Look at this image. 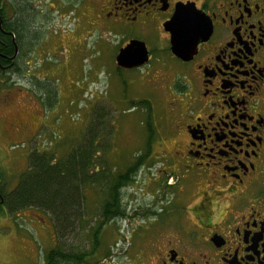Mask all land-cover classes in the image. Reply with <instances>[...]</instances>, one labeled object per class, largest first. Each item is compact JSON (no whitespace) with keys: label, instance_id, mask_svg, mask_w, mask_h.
<instances>
[{"label":"flooded vegetation","instance_id":"obj_1","mask_svg":"<svg viewBox=\"0 0 264 264\" xmlns=\"http://www.w3.org/2000/svg\"><path fill=\"white\" fill-rule=\"evenodd\" d=\"M46 6L77 16L80 8L87 11L88 26L121 39L117 52L132 40L142 42L148 61L132 68L136 72L153 70L167 54L181 77L171 132L134 162L155 169L166 194L161 206L145 213L133 207L125 223L130 206L120 185L123 211L107 220L126 224L128 237H121L128 254L121 264H264V0H0V74L7 80L22 75L24 43L32 32L36 38ZM179 28L187 29L186 60L171 51L172 31ZM6 127L0 152L7 156L35 136L26 134L32 127L21 117ZM14 194L0 173V223L18 245L17 264H63L52 221L39 218L53 232L52 246L40 255L28 238L9 234L13 222L37 220L21 213L28 208H15ZM180 199L185 208L171 211Z\"/></svg>","mask_w":264,"mask_h":264},{"label":"rangeland","instance_id":"obj_2","mask_svg":"<svg viewBox=\"0 0 264 264\" xmlns=\"http://www.w3.org/2000/svg\"><path fill=\"white\" fill-rule=\"evenodd\" d=\"M41 21L43 25L37 28L39 37L35 32L34 39L32 32V41L24 43L23 59L18 62L22 75L17 73L7 80V75L0 74V143L5 138L6 123L12 117L27 121L33 131L26 130V134L35 135L25 140V147L19 145L10 150L8 156L4 149L0 152V173L7 189L15 192L28 170L29 151L35 148V143L40 145L39 149L51 151L54 161H60L88 138L89 132L94 133V143L98 146L94 155L97 166L94 165L90 174L103 166L108 167L105 173L111 175L131 166L133 169L136 157L155 145L153 140L171 132L178 113L176 94L181 78L173 72L176 63L163 54L164 63H155L151 71L127 69L120 73L114 56L121 39L88 26L87 11L80 8L77 16L68 9L47 8ZM143 100L150 107L138 105ZM135 169L132 181L122 189V202L130 206L125 208L128 213L125 223L129 213L134 215L133 207L140 208V213H145L146 208H159L161 197L166 195L155 181L154 168L146 163ZM93 185L84 190L81 219L75 220L65 232L56 225L50 212L32 207L21 213L35 215L37 220L13 222L9 234L28 238L40 255L53 243L50 227H42L44 224L39 221L44 218L52 221L56 240L63 250L91 252L82 264H121L128 254L125 249L128 240L123 241L121 236L128 237V232L119 218L103 224L97 249L92 250L90 231L102 219L100 206L105 194L100 189H106L102 181L98 187ZM169 208L181 213L185 202L176 200ZM0 225V264H17L20 261L15 255L18 245L9 237L7 227L2 222ZM39 225L44 229L40 230Z\"/></svg>","mask_w":264,"mask_h":264},{"label":"trees","instance_id":"obj_3","mask_svg":"<svg viewBox=\"0 0 264 264\" xmlns=\"http://www.w3.org/2000/svg\"><path fill=\"white\" fill-rule=\"evenodd\" d=\"M9 49L11 47L6 48ZM140 104L146 108L150 107L147 100L138 102V105ZM132 105L134 106V103ZM87 134L88 138L80 142L77 147H73L71 152L60 161H54V154L51 151L39 148L30 150L28 170L22 175L11 199L16 204V209L38 207L47 210L52 214L56 225L65 232L75 220L81 219L83 207L81 212L80 206H84V190L94 187L93 184L98 187L99 181L105 182L106 189H100L105 194L100 206L102 219L97 221L90 231L93 240L92 250L96 251L103 224L123 211L120 208L118 187L131 182L134 173H130L131 166L126 168V172L117 175L106 174L108 167L105 164L106 169L103 166V169L90 174L94 165L97 166L94 155L98 152V146L94 143L96 138L94 133ZM135 165L137 164H133ZM90 253L88 251L74 253L62 249V263H85Z\"/></svg>","mask_w":264,"mask_h":264},{"label":"water","instance_id":"obj_4","mask_svg":"<svg viewBox=\"0 0 264 264\" xmlns=\"http://www.w3.org/2000/svg\"><path fill=\"white\" fill-rule=\"evenodd\" d=\"M181 14V11L178 12ZM187 31L185 28H179L172 31L171 36V51L172 53L184 60H186V54L183 50V35L182 33ZM148 61V54L145 46L142 42L137 40L130 41L125 47L118 50L115 56L116 66L123 69H132L144 65Z\"/></svg>","mask_w":264,"mask_h":264}]
</instances>
